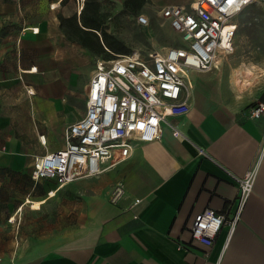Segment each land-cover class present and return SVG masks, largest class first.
<instances>
[{
    "label": "crops",
    "instance_id": "crops-1",
    "mask_svg": "<svg viewBox=\"0 0 264 264\" xmlns=\"http://www.w3.org/2000/svg\"><path fill=\"white\" fill-rule=\"evenodd\" d=\"M26 1L7 5L23 11L33 5ZM52 1L58 4L50 8ZM39 2L46 10L43 21L23 24L16 15V55L25 39L46 53L47 39L60 36L48 23L61 29L59 16L76 12L74 0ZM9 44L0 41L1 264H264V112L249 115L264 102V86L246 95L250 86L241 88L236 80L241 64L224 61L220 69L188 72L190 111L171 119L182 137L163 123L159 139L137 143L126 159L105 160L100 173L59 186L53 179H34L32 172L37 156L65 144L61 78L48 81L43 74L47 68L61 72L62 65L42 59L27 67L18 59L25 79L13 81L1 70ZM56 50L52 44L51 52ZM34 66L38 70L30 71ZM252 169L253 191L240 205L234 175ZM119 182L124 193L112 202ZM208 207L229 218L239 215L234 226L223 224L210 245L191 235L195 216Z\"/></svg>",
    "mask_w": 264,
    "mask_h": 264
},
{
    "label": "built area",
    "instance_id": "built-area-1",
    "mask_svg": "<svg viewBox=\"0 0 264 264\" xmlns=\"http://www.w3.org/2000/svg\"><path fill=\"white\" fill-rule=\"evenodd\" d=\"M253 2L264 0H191L187 4H168L159 14L180 36L182 44L150 53L131 51L114 53L108 58L98 56L85 86L84 114L66 128L61 148L35 158L33 178L53 179L61 186L85 175L98 174L103 171L105 160H124L137 143L159 139L163 123H169L174 134L182 137L183 132L171 119L190 111L188 72L221 68L234 52L237 15ZM137 22L149 25V18L137 14ZM263 112L264 102H258L250 108L249 115L259 118ZM255 177L256 169L243 176L234 175L240 205L252 193ZM123 193L119 182L111 201L117 202ZM238 219V214L229 218L208 207L195 216L192 239L210 245L226 221L234 226Z\"/></svg>",
    "mask_w": 264,
    "mask_h": 264
},
{
    "label": "rangeland",
    "instance_id": "rangeland-1",
    "mask_svg": "<svg viewBox=\"0 0 264 264\" xmlns=\"http://www.w3.org/2000/svg\"><path fill=\"white\" fill-rule=\"evenodd\" d=\"M19 0H0V17L2 19V27L0 28V41H10L9 60H6V67H1L3 76L6 75L13 79V81L22 82L25 79L24 74L20 73L22 70L18 67V59L23 65L27 66L36 60L45 59L48 65L49 62L55 60L62 65L61 72L57 69L55 71L47 68L43 74L49 81L54 76L61 78L60 84V98L62 103V116L64 121L61 125H67L76 120V118L83 113L86 104L85 85L94 70V63L98 54L92 50L83 47L81 44L69 39L65 31L59 26L48 23L49 29L52 32H59V38L53 42L50 38L47 39L46 53L31 45L25 39L26 44L17 54L18 42L15 38V33L12 32V26L18 25L16 15L22 18V23L27 21L28 24H34L46 19V10L39 0H27V3H33L32 7L27 10L18 11L14 5H7L16 3ZM86 0H74L73 4L76 8L74 14L80 15ZM191 0H144L142 6L136 11L132 12V4L128 5V0H99L101 4L102 25L106 30L116 36L124 46L131 51H141L150 53L160 51L169 46L182 44V40L178 34L169 28L167 22L162 19L159 11L162 7L170 3H185ZM22 2V0H20ZM64 2V1H63ZM4 3V4H3ZM54 2H50L49 7ZM41 4V5H40ZM146 14L149 18V25H142L137 22V14ZM49 17H54V14L48 12ZM51 15V17H50ZM14 18V19H13ZM47 18V19H48ZM239 26L237 34L234 37L235 51L231 53L227 59L228 65L241 64L243 68L254 65L253 62H259L257 65L264 67L262 58L264 57V3L253 2L247 5L238 15L237 18ZM51 21V20H50ZM49 22V21H48ZM53 23V22H51ZM24 27L21 25L20 28ZM39 28V27H38ZM34 28L32 29V31ZM61 30V31H60ZM34 32V31H33ZM7 37V39H5ZM17 42V44H16ZM12 43V45H11ZM57 44L55 53L51 52V46ZM108 48V47H107ZM116 53L113 49H106L103 55L111 56ZM12 53V55H11ZM15 57V58H14ZM231 62V63H230ZM258 70L263 69L254 65ZM250 84L245 91V94H251L254 90L264 86V77H249ZM30 91V90H29ZM17 93V92H16ZM250 102L246 108L252 106ZM59 124V125H60ZM60 133V130H58Z\"/></svg>",
    "mask_w": 264,
    "mask_h": 264
},
{
    "label": "trees",
    "instance_id": "trees-1",
    "mask_svg": "<svg viewBox=\"0 0 264 264\" xmlns=\"http://www.w3.org/2000/svg\"><path fill=\"white\" fill-rule=\"evenodd\" d=\"M143 2L144 0H128V5L132 4L131 11L136 12ZM59 18L61 20V27L69 39L92 50L99 57H110L103 55L105 48H111L116 53L130 52L121 40L110 34L102 25L101 4L99 0H86L79 16L77 14L69 17L60 15Z\"/></svg>",
    "mask_w": 264,
    "mask_h": 264
},
{
    "label": "bare ground",
    "instance_id": "bare-ground-1",
    "mask_svg": "<svg viewBox=\"0 0 264 264\" xmlns=\"http://www.w3.org/2000/svg\"><path fill=\"white\" fill-rule=\"evenodd\" d=\"M53 4L55 6L58 3H53ZM36 31H39L38 27H36ZM37 70H38V68L36 66H34L33 69H30V71H37ZM259 72H261V70L256 69V67L254 65L246 66L241 71L240 76L239 77L237 76L236 80H237L238 84H240L241 88H246L250 84L249 77H251V76L254 77ZM31 91L34 92V89L31 88ZM33 204H34L35 207H39L40 206V202L39 201H36Z\"/></svg>",
    "mask_w": 264,
    "mask_h": 264
},
{
    "label": "water",
    "instance_id": "water-1",
    "mask_svg": "<svg viewBox=\"0 0 264 264\" xmlns=\"http://www.w3.org/2000/svg\"><path fill=\"white\" fill-rule=\"evenodd\" d=\"M81 13V12H80Z\"/></svg>",
    "mask_w": 264,
    "mask_h": 264
}]
</instances>
